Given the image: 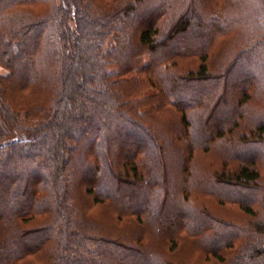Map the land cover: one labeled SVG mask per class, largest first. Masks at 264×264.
Instances as JSON below:
<instances>
[{"label":"trees","instance_id":"1","mask_svg":"<svg viewBox=\"0 0 264 264\" xmlns=\"http://www.w3.org/2000/svg\"><path fill=\"white\" fill-rule=\"evenodd\" d=\"M0 67V264H264V0H0Z\"/></svg>","mask_w":264,"mask_h":264},{"label":"rangeland","instance_id":"2","mask_svg":"<svg viewBox=\"0 0 264 264\" xmlns=\"http://www.w3.org/2000/svg\"><path fill=\"white\" fill-rule=\"evenodd\" d=\"M0 75L7 76V72L1 67H0ZM139 83H141V82H139ZM207 162H208V159L203 158V160L197 159L193 164L194 172L199 174V176H196V179H194V181H193L194 190L192 189V195H191L192 198L191 199H192V201L196 202L193 209L198 210V207L201 205V206H204L205 208H208L209 210H211L215 215H217L216 217H212V218L208 219L213 224H216V222H218V221H221V222H224V221L226 222V220L227 221L228 220L235 221V219L231 215L226 214V212H222L220 209H217V212H216L213 209V206H214L213 200L212 199L209 200V198L203 197L204 195H202V193L204 191V189H203L204 185L201 184V181H203V174L202 173H206L208 170L206 168ZM236 216L239 217L241 221L244 220L240 217L239 213H237ZM190 245H191V248L188 246V247H185L184 249H182L180 251L181 255L187 261H191L192 264H197V258H199L200 252H199V250H197L193 247V244L190 243Z\"/></svg>","mask_w":264,"mask_h":264}]
</instances>
